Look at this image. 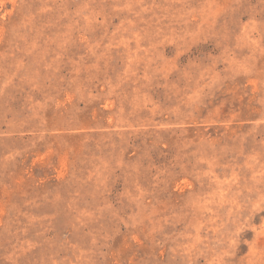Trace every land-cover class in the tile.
I'll return each mask as SVG.
<instances>
[{
    "label": "rangeland",
    "instance_id": "374dc122",
    "mask_svg": "<svg viewBox=\"0 0 264 264\" xmlns=\"http://www.w3.org/2000/svg\"><path fill=\"white\" fill-rule=\"evenodd\" d=\"M0 264H264V0H0Z\"/></svg>",
    "mask_w": 264,
    "mask_h": 264
}]
</instances>
